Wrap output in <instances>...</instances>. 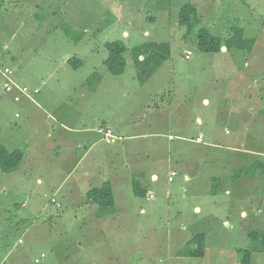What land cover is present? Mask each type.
Segmentation results:
<instances>
[{
  "label": "rangeland",
  "instance_id": "374dc122",
  "mask_svg": "<svg viewBox=\"0 0 264 264\" xmlns=\"http://www.w3.org/2000/svg\"><path fill=\"white\" fill-rule=\"evenodd\" d=\"M186 3L0 0V67L39 91L35 104L14 103L0 74V145L22 152L32 141L24 163L0 172V264H242L238 248L251 250L248 264H264V172L256 171L264 164V0L197 2L204 15L190 28L178 23ZM237 28L253 41L245 51L198 50L197 35L224 41ZM114 41L126 47L120 76L104 65ZM27 108L29 120L12 118ZM49 115L76 128L108 120L114 143L87 151L90 141L73 135L62 144ZM122 129L131 137L118 141ZM198 134L205 144L179 138ZM246 151L257 161L250 169ZM239 168L255 174L251 188L242 174L229 179L227 194L207 195L213 178ZM170 170L177 175L169 183ZM110 175L116 212L101 217L84 194ZM195 235L204 237V258L177 257L180 238Z\"/></svg>",
  "mask_w": 264,
  "mask_h": 264
},
{
  "label": "trees",
  "instance_id": "16d2710c",
  "mask_svg": "<svg viewBox=\"0 0 264 264\" xmlns=\"http://www.w3.org/2000/svg\"><path fill=\"white\" fill-rule=\"evenodd\" d=\"M198 14L202 16V14L198 12L197 4L193 2H188L183 6H181L178 11V23L180 25L191 27L192 21L197 20L196 16ZM233 33H235V37H229L228 39L222 41L221 38L216 37L210 34L209 32H203L197 35L196 37L197 48L202 53H211V54H217L221 52L222 48H225V51L236 50L239 52H243L247 49L249 44L253 42L252 39L248 40L244 38L243 36L244 33L241 28H237L236 30L233 31ZM105 48L109 53L108 58L104 62L107 72L113 76L122 75L126 65L123 58V54L126 52V47L124 43L122 41H114L112 43H107L105 45ZM67 62L73 65L76 64L73 63L71 59H68ZM15 84L19 86H24L18 84L17 82H15ZM34 90L37 89H32L30 91H34ZM22 158H23V153L21 151L18 150L8 151L7 149H5L3 146L0 145V172L3 173L12 172L14 169H16L19 166L20 162L22 161ZM256 164L258 165L256 171L264 172V164H259V163ZM250 167L251 165L245 168L250 169ZM248 169H244V170H248ZM241 172H243V170ZM132 188H133V194L136 197H141V198L145 197L146 194L143 191L140 192L136 184L135 185L132 184ZM86 198L87 200H91L95 205H97L98 212L101 217H107L114 213V199H113L111 187L108 183H105L100 187H94L89 189L86 193ZM237 253L241 257L240 262L242 264H248L247 260L251 256V250L237 249ZM180 255L185 258L203 259L205 256V243H204L203 235H195L192 238H190V240L185 244L183 249L180 251Z\"/></svg>",
  "mask_w": 264,
  "mask_h": 264
},
{
  "label": "crops",
  "instance_id": "0c3cea01",
  "mask_svg": "<svg viewBox=\"0 0 264 264\" xmlns=\"http://www.w3.org/2000/svg\"><path fill=\"white\" fill-rule=\"evenodd\" d=\"M201 1H203V0H188V2H193V3H195V4H197V2H201ZM228 1H232V0H228ZM232 9H235L234 7H233V5L231 6V9L230 10H232ZM256 12H252V14H255ZM202 14V16L204 15L203 13H201ZM257 14V13H256ZM152 18V17H151ZM125 36H127V34L125 35ZM69 58L68 57H66L65 58V60H68ZM60 62H62L61 60H59ZM67 62V61H66ZM3 67H9V66H3ZM10 68V67H9ZM11 69V68H10ZM52 75V72L50 73V75H49V78H50V76ZM18 76H19V73H17L16 75H15V72L13 71V80L15 81V82H19V78H18ZM5 84V83H4ZM19 84V83H18ZM9 96H10V98H11V101L13 102V100H12V94H8ZM36 95V94H35ZM32 99V100H31ZM31 99H26V98H23L21 101L23 102V104L24 103H32V104H35V100L33 99V98H31ZM20 101V102H21ZM15 103V102H14ZM17 103H19V102H17ZM29 107V106H28ZM36 109H41L39 106L38 107H35ZM149 109H150V107H149ZM17 112H19V114L17 113ZM42 113H44L43 111H42ZM16 114H18L19 116L18 117H16ZM22 114H24V116H25V118H26V120H29V118L30 117H28L29 115H31V110H29V108H27V110L25 111V112H22L21 110H18L17 109V111H15L14 112V115H13V119L14 120H16V119H20L21 118V115ZM65 114V113H64ZM47 118V117H46ZM48 119L53 123V124H55L56 126H57V129L58 128H60L62 131H64L63 133H59L58 135H61L62 137H64L63 139H62V144H66V142H70L71 140H72V138L75 136H78V139H76L74 142H79V143H81L82 141L83 142H85V141H90V144H89V146H88V149H87V151L88 150H92V149H94L97 145H99L100 144V142H103V143H106V144H109V146H112V143H114V139L113 140H104V136H103V134L101 133V130H103V129H106V130H114L112 127H111V125H109V123H107V122H110V121H102V123H101V125H95V126H92V125H88V124H86V125H83L82 127H80V128H76V127H72V126H70V125H68V123H66L65 121H63V118L61 119V123L59 122V121H57L55 118H53V117H51V115H49V117H48ZM68 125V126H67ZM116 131V130H115ZM117 132V131H116ZM120 132V133H119ZM38 133H40L39 131L38 132H36V134H38ZM119 135H117L118 136V141H120V139L121 138H130L131 136H125L124 134L126 133L123 129L122 130H118V132H117ZM74 135V136H73ZM133 136V135H132ZM47 137H51V134L50 133H47ZM199 137H201L202 138V140H201V142H196L195 140L197 139V138H199ZM134 138H135V136H134ZM179 138H181L182 139V141H184V140H186V141H189V142H192V143H194V144H200V143H203V139H204V137L202 136V134H198L195 138H185V137H179ZM56 143H60V140H56ZM32 144V141H30L29 139L26 141V143L24 144V146H23V150H22V153H23V158H22V160H23V163H24V161H25V159H27V156H28V154H29V152H30V145ZM203 144H205V143H203ZM70 145V149L68 150L69 152H72L73 153V148H72V144H69ZM80 146H82V145H78V147H80ZM230 150H232L233 152L235 151H237V149H234V148H231ZM86 151V152H87ZM248 154H249V152L248 151H246V152H244V153H242V156L243 157H245V162H246V165H244L243 167L245 168V167H247V164H248V166H253V164L254 163H256L257 161H253L250 157L248 158ZM253 154H251V156H252ZM223 163V162H222ZM243 168V169H244ZM243 169H241V168H239L238 170H236L235 172H234V174H233V177H230L229 175L225 178L226 180H222V179H220V180H218V179H216V178H213V180H212V182H214L215 183V185H214V187H208V188H206V190H207V195L209 196V197H217L219 194H220V196L222 195V193H228V186H227V183L229 182V179L231 178L232 179V181L233 180H235L234 182H239V179L238 178H240L239 176L240 175H242V174H246V175H244V177H243V181H244V183L246 184V187H252L253 186V183H254V178H255V174H251V173H245V172H241ZM170 172H175L174 170H170ZM169 172V173H170ZM169 173L167 174V178H168V176H169ZM257 176V175H256ZM176 177V176H175ZM189 178V176H187L186 175V179H188ZM151 179H155V177H154V175H152V178ZM173 179H174V177H173ZM173 179L171 180V181H168L167 180V182H172L173 181ZM211 180V179H210ZM40 180H38V182H39ZM105 183H108L109 185H110V187H111V190H112V195H113V199H114V213L116 212V209H115V200H116V188H117V185H116V180H115V178H114V176L113 175H110V177H109V179L105 182ZM131 185V184H130ZM100 187V186H99ZM235 187V189L236 188H239V186H234ZM91 189V188H90ZM89 190V188L86 190V192H85V194H84V198H86V193H87V191ZM251 195L252 193H251V191H247V193H246V196H249V194ZM146 194V193H145ZM56 194H53L52 196H55ZM134 195V194H133ZM146 196L147 195H145V198H146ZM151 195H149L148 196V198L146 199V201L147 200H150L149 199V197H150ZM252 196V195H251ZM232 197L234 198L233 200L235 201V200H237L238 199V197H236L235 195H234V193L232 194ZM87 199V198H86ZM152 199V198H151ZM217 201H219V202H221V203H224L226 206H228V207H231V206H233V202H231L230 200H228V199H223V200H217ZM87 203H93L91 200H87L86 201ZM94 204V203H93ZM200 209L196 206L195 208H194V212H196V211H199ZM113 213V214H114ZM222 226H229V222L227 221V220H223L222 221ZM246 234L243 236V242H244V245H242V246H245V244H246ZM190 240V238H180V240H179V247H180V249L182 250L183 249V247L185 246V244L188 242ZM218 248V247H217ZM167 249H168V252L169 253H171V254H173L172 253V251H171V245L170 244H168L167 245ZM207 249V247H206V245H205V250ZM238 249H241V248H238ZM219 250H222V248L221 247H219ZM216 251H218V249L216 250ZM236 251H237V249H236ZM206 252V251H205ZM230 252H231V254L232 255H234V253H235V251H234V249H231L230 250ZM177 257H179L180 259L182 258V256L180 255V253H177V254H175ZM226 255H227V253H226ZM228 256V255H227ZM179 259V260H180ZM186 259H189V260H195V259H191V258H186ZM184 262V261H183Z\"/></svg>",
  "mask_w": 264,
  "mask_h": 264
},
{
  "label": "built area",
  "instance_id": "2783aa9c",
  "mask_svg": "<svg viewBox=\"0 0 264 264\" xmlns=\"http://www.w3.org/2000/svg\"><path fill=\"white\" fill-rule=\"evenodd\" d=\"M0 74L6 81V83L4 85L5 92L11 93V92L16 91V94L13 97V100L15 102L20 101V99L22 97L30 98L31 94L38 93V90L30 91L27 87L19 86V85L15 84V82L11 78L12 71L9 68L5 67V68L1 69ZM16 117H18V114H16ZM113 138L114 137L112 136V134L109 130L104 132V140L110 141V140H113ZM196 141L200 142L201 137L197 138ZM175 175H176V173L172 172L170 174V176L168 177V180L171 181ZM50 202L52 204H54L56 208L60 207V204L57 202V200L55 198H51Z\"/></svg>",
  "mask_w": 264,
  "mask_h": 264
},
{
  "label": "clouds",
  "instance_id": "9594fccd",
  "mask_svg": "<svg viewBox=\"0 0 264 264\" xmlns=\"http://www.w3.org/2000/svg\"><path fill=\"white\" fill-rule=\"evenodd\" d=\"M187 58V56H185V59ZM3 68H5V67H0V70L1 69H3ZM7 68H9V67H7ZM10 69V68H9ZM11 70V69H10ZM12 76H13V73H12ZM12 76H11V78H12ZM3 78V77H2ZM3 80H4V82L6 83V81H5V79L3 78ZM12 80H13V78H12ZM14 81V80H13ZM5 85V84H4ZM39 92V91H38ZM6 93H8V92H6ZM10 94H12V100H13V97H14V95L16 94V91H14V92H11ZM31 95H35V94H31ZM23 98H26V97H22L21 99H20V101L23 99ZM32 98V96H30V98H26V99H31ZM32 100V99H31ZM20 101H18V102H20ZM13 102H15L14 100H13ZM15 103H17V102H15ZM19 116V115H18ZM107 131V130H106ZM110 131V130H109ZM104 130H101V133L103 134V136H104ZM111 132V131H110ZM112 134V133H111ZM113 136V135H112ZM114 139V138H113ZM201 140H202V138H201ZM196 141V140H195ZM197 142V141H196ZM201 142V141H200ZM172 173V172H171ZM170 173V174H171ZM176 173V172H175ZM170 174H169V176H170ZM177 175V174H176ZM175 175V176H176ZM168 176V177H169ZM174 176V177H175ZM173 179V178H172ZM167 180H168V178H167ZM169 181V180H168ZM51 198H55V196H52ZM50 198V199H51ZM151 198H153V196L151 195L150 197H149V199H151ZM56 199V198H55ZM57 200V199H56ZM50 201V200H49ZM58 202V201H57ZM51 203V202H50ZM59 203V202H58ZM52 204V203H51ZM60 204V203H59ZM54 205V204H53ZM55 206V205H54ZM57 208H59V207H57Z\"/></svg>",
  "mask_w": 264,
  "mask_h": 264
}]
</instances>
